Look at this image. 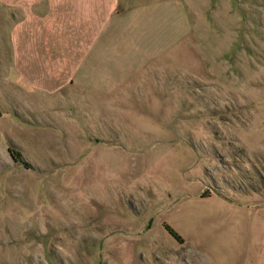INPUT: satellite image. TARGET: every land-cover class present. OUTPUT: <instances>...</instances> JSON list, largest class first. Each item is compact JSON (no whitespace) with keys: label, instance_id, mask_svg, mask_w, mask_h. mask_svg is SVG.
<instances>
[{"label":"rangeland","instance_id":"rangeland-1","mask_svg":"<svg viewBox=\"0 0 264 264\" xmlns=\"http://www.w3.org/2000/svg\"><path fill=\"white\" fill-rule=\"evenodd\" d=\"M195 4L190 53L52 105L0 0V264H264V0Z\"/></svg>","mask_w":264,"mask_h":264},{"label":"crops","instance_id":"crops-1","mask_svg":"<svg viewBox=\"0 0 264 264\" xmlns=\"http://www.w3.org/2000/svg\"><path fill=\"white\" fill-rule=\"evenodd\" d=\"M206 7L195 0H15V50L8 52L32 67L44 92L36 99H102L135 83L155 60L190 53L200 27L212 23Z\"/></svg>","mask_w":264,"mask_h":264},{"label":"trees","instance_id":"trees-1","mask_svg":"<svg viewBox=\"0 0 264 264\" xmlns=\"http://www.w3.org/2000/svg\"><path fill=\"white\" fill-rule=\"evenodd\" d=\"M8 152L13 161L28 165L26 162H24L20 152L14 151L13 148H8ZM165 228L175 240L181 241L183 239L180 234H178L174 229H172L168 225L165 224Z\"/></svg>","mask_w":264,"mask_h":264}]
</instances>
